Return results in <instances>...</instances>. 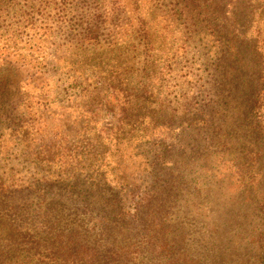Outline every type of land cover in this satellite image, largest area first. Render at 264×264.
I'll return each mask as SVG.
<instances>
[{
    "label": "rangeland",
    "instance_id": "1",
    "mask_svg": "<svg viewBox=\"0 0 264 264\" xmlns=\"http://www.w3.org/2000/svg\"><path fill=\"white\" fill-rule=\"evenodd\" d=\"M39 2L0 24L5 258L28 262L9 256L13 227L43 242L37 224L60 202L107 181L130 202L163 188L170 259L186 248L198 264H264V0H99L114 18L83 46L56 36Z\"/></svg>",
    "mask_w": 264,
    "mask_h": 264
},
{
    "label": "trees",
    "instance_id": "2",
    "mask_svg": "<svg viewBox=\"0 0 264 264\" xmlns=\"http://www.w3.org/2000/svg\"><path fill=\"white\" fill-rule=\"evenodd\" d=\"M44 1L47 2L46 4L50 2L51 10L48 12H54L55 19H52L54 26L50 28L56 31L54 34L72 37L82 46L90 41H97L99 35L94 31V27L97 26L98 21L104 24L105 20L114 18V14L101 11L99 0L94 1L93 4H90L92 0ZM18 2L19 0L4 1L7 6H4L5 12L0 9V24L7 23L11 18L18 24L24 20L20 18L16 9ZM38 5L43 8V0H40ZM40 8L38 13L43 11ZM86 13L90 14V18L94 17L93 22L84 20ZM117 19L115 18L114 21ZM257 104L258 100L253 99L249 110L257 109ZM96 186H100L101 189H90L84 202L79 201L81 198L78 195L74 207L70 208L60 202L56 217L51 218L55 215L52 214L45 222L37 224L46 233L42 238L43 242L33 239L23 223L13 227L11 232L13 234L6 241L8 243L11 241L13 246L20 247L19 250L17 249L18 254L15 255L13 252V254L9 253V256L16 259L28 257L26 264H39L35 257L45 259L44 264H135L138 255L147 252L153 255L152 264L157 262L155 258L161 257H166L167 264H198L197 258H194L186 248L173 249L177 252V256L170 259L172 250L162 244L166 223L165 200L161 198L162 192H160L163 188L154 190L148 188L149 190L147 189L142 195H136L135 200L131 198L132 202H130L128 191L125 189L117 190L116 186L109 188L107 181L103 183L99 181ZM128 202L130 203L127 205ZM88 223H92L93 227L87 228ZM4 240L5 238L0 242ZM40 247L46 248L43 250ZM4 248H6L5 244L0 247V264H16L15 261L10 262L5 258ZM179 256L181 259L176 261ZM213 262V264L227 263L215 260Z\"/></svg>",
    "mask_w": 264,
    "mask_h": 264
}]
</instances>
